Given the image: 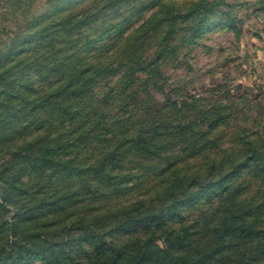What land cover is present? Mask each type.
I'll use <instances>...</instances> for the list:
<instances>
[{
  "label": "rangeland",
  "instance_id": "1",
  "mask_svg": "<svg viewBox=\"0 0 264 264\" xmlns=\"http://www.w3.org/2000/svg\"><path fill=\"white\" fill-rule=\"evenodd\" d=\"M203 1L210 8L205 9L203 4L194 8ZM109 2L58 0L47 5L37 16L45 15L43 19H49V23L67 15L88 14L94 18L54 54L44 56L33 43L23 41L0 64L17 63L20 74L24 72L11 87V101L39 100L37 104L25 102L23 109L15 111V101L0 103V184L5 188L0 192V216L20 225L12 228L10 232L15 234L9 239L0 238V255L4 250L8 255L11 250L6 248L12 243L22 252L29 244L34 248L33 253H22L13 260L6 257L0 264H49L55 260L51 249L63 258L72 256L78 264H93L94 244L99 241H123L135 256L152 228L145 223L156 220L150 219V214L172 206L175 211L168 221L177 222V226L182 222L194 225L189 239L208 244L214 222L230 206L231 200L224 206L218 200L228 193L231 179L208 185L214 178L210 174L219 177L223 170L209 168L202 173V181L178 185L170 197L167 185L156 184L160 178L145 184V177L133 176L143 172L145 160L131 156L128 163L114 168V173L120 174V184L126 187L104 200L92 177L95 174L82 170L114 147L109 137L113 138L115 128L129 126L126 121L121 123L122 118L137 122L133 126L139 127L142 123L138 121L148 107L156 104L161 108L169 96L186 91L202 94L210 90L213 100L224 102L234 96L241 108L237 123L248 131L256 130V105L264 100L256 99L264 92V0ZM190 10L184 19H171V14ZM155 17L160 22L157 29L148 25ZM170 21L178 25L173 33H167ZM165 40L174 44V50L164 56L163 62L155 61L138 73L141 79L133 83L139 88L149 80L153 103L145 105L146 99L139 96L141 103L137 100L136 104V96L126 89L132 72L124 73L128 66H135L133 56L155 58ZM23 48V52L18 51ZM244 90L248 94L242 98ZM121 169L125 174L119 173ZM187 174L194 175L193 171ZM84 178H90L85 182H95V186L82 184ZM249 180L251 183L240 186L235 195L258 225L264 226V186L252 177ZM148 187H153V197L143 195L149 194ZM161 191H166L164 196ZM123 200L126 203L116 209V203ZM139 203L146 213L145 223L138 216L132 218L134 205ZM239 215L248 216L243 211ZM96 216L108 219L98 222ZM158 243L163 245L162 241Z\"/></svg>",
  "mask_w": 264,
  "mask_h": 264
},
{
  "label": "trees",
  "instance_id": "2",
  "mask_svg": "<svg viewBox=\"0 0 264 264\" xmlns=\"http://www.w3.org/2000/svg\"><path fill=\"white\" fill-rule=\"evenodd\" d=\"M57 1L47 0V5L52 6ZM110 1L109 3H112V0ZM107 4L108 2H106ZM202 4L205 9L210 8L206 1L194 8H200ZM97 10L99 9L94 11ZM192 11L184 14L179 13L176 16L171 14V19H184ZM44 17L43 14L42 16L36 15L24 28L5 32L6 38L0 40V64L2 60L10 58L23 41L27 44L33 43L34 48L44 56L54 54L59 51L60 45L71 41L81 26L88 24L91 18H94L88 14H83L81 17L67 15L58 21L49 23V19L44 20ZM153 22L154 24H151ZM148 23L153 29H157L160 24L156 17ZM177 28L178 25L170 21L167 33H173ZM10 34H14V36L11 37ZM7 37H10L9 41H7ZM162 44L164 46L156 51V57L153 59L133 56L135 66H128L127 72L124 73L125 75L129 71L132 72V76L126 82V89L131 95L136 96L135 103L137 100L141 103L139 96L146 99L145 105L149 102L153 103L152 99L154 98L151 95V90L147 87L149 80L145 82L146 86L141 84L139 88L133 86V83L135 84L136 80L141 79L138 73L146 70L155 61L163 62L164 56L174 50L175 46L171 41L165 40ZM25 49L18 51L23 52ZM4 65L0 66V94L2 95H0V103L11 104L10 102L15 101L16 104L13 103L14 111L23 109L25 102L37 104L39 100H31V98L10 100L11 87L19 82L18 79L24 72L20 74L21 68H17V63ZM26 67H30V65L28 64ZM210 94V90H206L202 94H192L186 91L173 97L169 96L163 107L160 108L156 104L148 107L147 113L143 114L144 118L138 121L142 123L139 127L133 126L137 122L130 123L129 118H122L121 123L126 121L129 126L122 125L115 128L113 138L109 137L110 141L115 144L114 147L95 164L82 170L91 175L95 174L92 177L99 184L97 187L102 195V200L112 196L115 190L118 191L126 187L123 183L120 184V174L114 173V168L120 164L128 163V157L132 159L131 156L145 160L143 172L133 174V176L145 177V184L160 178L161 180H158L156 184L167 185L165 189L169 192L168 196L170 195V197L176 193L174 191L176 186L188 183V181H194L192 184L202 181V178L205 177V174L202 173L209 168L215 171L223 170L221 171L223 174L219 177L210 174L214 178H211L210 184L207 183L214 186L227 178L231 179L230 185L227 186L228 193L218 200L221 206H224L225 201L231 200L229 201L230 206L224 209L221 216H218L217 221L214 222L210 242L208 244L201 242V244L189 239L194 225L182 222L177 226V222L168 221L167 217L173 216L175 206L158 210L159 213L150 214V219H156L155 222L147 221L145 223L144 215L146 213L139 203L134 205L132 218L138 216L147 228L149 226L152 228L148 231L149 234L145 236L146 238L140 242L137 254L135 256L134 252L131 254L123 241L105 242V244L99 241L96 246L94 244L92 258L96 262L93 264H264V226L258 225L256 218L248 213L250 210L241 203L242 199L237 200L235 195V191L240 186L251 183L249 180L251 177L254 181L258 180L262 187L264 186V100L263 103L256 105L259 115L254 126L257 129L248 131L237 123L239 122L237 114L241 112V108L233 100L235 97L230 95L229 91H227L229 94L227 97H233L227 102L213 100ZM247 94L248 92L244 90L242 98H245ZM238 98L241 99V97ZM262 98L264 99V92L256 95L257 101ZM42 103H46V100H43ZM16 116L13 115V117ZM103 144L106 142L103 141ZM120 147L123 148L118 150ZM90 169L92 172L89 171ZM191 171H193V176L187 174ZM119 173H123L122 169L119 170ZM85 180L90 181L91 179L84 178L82 184L90 185L92 183L95 186V182L86 183ZM184 189L185 186H183V191ZM4 190V185L0 184V192L3 193ZM166 191H161V195L164 196ZM147 192L149 194H143L145 197H153L151 196L154 194L153 187L150 189L148 187ZM262 197H264V188ZM125 203L124 200L117 202L116 209ZM241 211L246 212L248 216L239 215ZM239 216H242L243 219ZM94 218L98 222L108 219L107 216ZM14 226L20 225L16 220L12 221L0 216V238L3 236L9 239L12 233L15 234L14 231L10 232ZM158 241H162L163 245H160ZM27 247V250L22 252L16 244L12 243L6 248L11 252L6 255L4 250V253L0 255V263H3L6 257L13 260L17 255L22 256V253H33L34 248L31 244ZM51 250L54 251L55 260L49 264H78L72 256L67 255L63 258L55 249ZM4 264H9V262Z\"/></svg>",
  "mask_w": 264,
  "mask_h": 264
},
{
  "label": "crops",
  "instance_id": "3",
  "mask_svg": "<svg viewBox=\"0 0 264 264\" xmlns=\"http://www.w3.org/2000/svg\"><path fill=\"white\" fill-rule=\"evenodd\" d=\"M47 7V0H0V40L9 30L24 28Z\"/></svg>",
  "mask_w": 264,
  "mask_h": 264
}]
</instances>
